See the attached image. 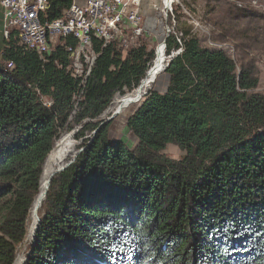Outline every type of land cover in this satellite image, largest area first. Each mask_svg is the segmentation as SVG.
<instances>
[{"label":"trees","instance_id":"16d2710c","mask_svg":"<svg viewBox=\"0 0 264 264\" xmlns=\"http://www.w3.org/2000/svg\"><path fill=\"white\" fill-rule=\"evenodd\" d=\"M72 2L48 0L47 18ZM1 36L14 68L0 66V264H13L47 158L75 129L84 150L52 179L25 264H264V93L250 69L187 35L167 90L150 91L127 120L131 149L101 123L145 77L146 40L125 57L118 43H96L81 91L62 47L44 59ZM170 143L182 159L162 153Z\"/></svg>","mask_w":264,"mask_h":264},{"label":"rangeland","instance_id":"374dc122","mask_svg":"<svg viewBox=\"0 0 264 264\" xmlns=\"http://www.w3.org/2000/svg\"><path fill=\"white\" fill-rule=\"evenodd\" d=\"M186 2L189 3V8L186 6ZM139 4V7H136L133 0H108L106 2V5H108L110 9H114L116 6H118L116 9H114V12L117 13V15L123 14V18L125 20L124 23L126 24V26L123 28V37H126L128 43L121 42L119 44V42L113 41L112 43L119 44L122 49V54L125 57L132 47H134L135 45L137 46L138 43L140 44L141 41L146 40L149 44V48H151V50L153 49L152 58L153 56L154 58L153 60L151 58L153 63L156 57L157 47L164 41V44L166 45L165 54H167L165 58V66L164 69H162L159 72L158 76L155 78V82L152 84V86H150V89L145 92V94L140 100H138V102L124 109L120 114L115 116L110 121L106 120L112 115L115 109L113 108L111 111L108 109L110 113H106V116L101 125L107 122H111L109 126V137L114 140H123L131 149L136 146V144L138 143V139L128 129L127 120L137 109V107L140 106L142 101L145 99V96L149 94L150 91L154 90L163 93L167 90L169 84V75L166 71L172 60L177 57V55L182 53L187 35L191 36L198 34L201 37V44L204 47L208 46L223 49L230 57H232L239 72L241 70L250 69V72L259 79L258 86L253 89V91L264 93V0H184L181 5H177L178 7L173 8V14H171L169 9L166 8L163 0H156L154 2L150 0H145L142 2V0H139ZM73 5L84 7L86 5V0H73L71 6L63 11L60 18H62ZM137 9L139 11V15L137 17L140 18V14L142 12L141 15L143 23L145 22L147 26V30L141 32V34L139 35L135 34L132 28L127 27L134 26L136 29L142 27L141 22H138L136 25H134L135 22L132 18H130L131 14H127ZM167 10L170 14H164ZM46 13L47 6L41 11L40 20L43 23L53 21L47 18ZM177 14H182V16H177ZM166 15L169 18V26L174 29L172 33H170V35H173V37L176 38V41L178 43L177 46L179 45L177 48H168L166 40L170 35L167 36L165 34L164 25L162 24L165 22ZM0 24L3 26V29L0 28V45H2L1 33L4 37L8 35L6 34V32L4 35L7 21L5 19V10L2 4V0H0ZM12 29L17 33V35L21 32V28L19 25H12ZM185 30H188V34L184 33ZM55 34L56 33H47L45 49H39L30 44H27L24 41H21L20 44L24 48L36 52L44 59L47 55H50L52 51L55 50L58 46L62 47L64 50H66V52L69 53V56L71 57L70 64L67 67L68 72L79 81V89H81L82 86L86 87L87 81L92 75L98 57V53H96L95 51V45L96 43H101V45L103 46L104 40L100 37L95 36L92 37L93 39L91 38L88 43H85L82 38L76 33L62 35ZM10 36H15L16 38H18L14 33L5 38L8 39ZM110 43L111 42L104 41L105 46L109 45ZM82 46H84L82 50L85 51L82 54H78V48ZM73 55H77L78 57L76 59H73ZM150 61L147 63V67ZM9 62H5L2 59L0 53V66L4 68L5 71H8L6 70V66L9 69L14 68L13 66L9 67ZM152 63H150L149 69L152 67ZM146 70V75L144 73L145 77L148 76V70L147 72ZM161 72L163 73L161 74ZM145 77L143 79H145ZM139 84L140 81L137 87L139 86ZM137 87L135 89H137ZM120 97L122 96H119L118 99ZM42 99L45 102H49L47 97H43ZM98 129L99 128L94 129L90 134L86 136V138L93 139ZM76 131L77 129L69 131L63 135L65 138L73 140L72 142L75 153L72 156L68 157L69 161L71 159H74L75 161L78 154L84 150V147H82L84 140L76 139ZM59 139L57 140V142L59 141ZM162 153L176 160L182 159L185 155V152L178 145L173 143L168 144L167 147L162 151ZM48 159L49 157L47 158V161ZM28 224L29 219L27 222V230ZM38 228L39 225L37 227V231ZM34 242V239L32 241H27L24 238V240L17 245V252L20 248L24 250V253L27 257V253L29 254V246Z\"/></svg>","mask_w":264,"mask_h":264},{"label":"built area","instance_id":"2783aa9c","mask_svg":"<svg viewBox=\"0 0 264 264\" xmlns=\"http://www.w3.org/2000/svg\"><path fill=\"white\" fill-rule=\"evenodd\" d=\"M108 0H86V5L81 7L73 5L66 14L60 19L51 22L42 23L40 20L39 11L48 7V0H2L5 10V26L6 34H15L22 41L39 49H45L47 33H56L55 35L76 33L85 43H88L92 37H100L106 42H121L128 43L126 37H123L124 23L123 14L117 15L114 9H110L106 2ZM135 6L139 7V0H133ZM145 0H142V2ZM156 1V0H150ZM177 0H163L167 9L173 14V3ZM145 13V12H144ZM143 13V14H144ZM168 10L164 14H170ZM130 18L133 19L136 25L141 22V28L127 26L133 29L137 35L147 30L146 23H143L142 12L140 18L138 9L132 11ZM164 25L165 34L167 36L174 30L169 26V18L165 16ZM12 25H19L21 28L20 34L17 35L12 29ZM142 30V31H141ZM84 48V46H82ZM94 57V56H92ZM91 57V58H92Z\"/></svg>","mask_w":264,"mask_h":264},{"label":"bare ground","instance_id":"6f19581e","mask_svg":"<svg viewBox=\"0 0 264 264\" xmlns=\"http://www.w3.org/2000/svg\"><path fill=\"white\" fill-rule=\"evenodd\" d=\"M183 1L184 0H177L176 2L173 3V7H178L177 5H181ZM41 11H39V14H41ZM4 35H5V31H4ZM9 35L10 34L6 35L5 37H8ZM18 40H19V43H21L22 39L19 38ZM103 46H105L104 41H103ZM78 51H79L78 54H82L85 50H82V47H79ZM165 53H166V45L164 44V41H163V43L158 45L157 47L156 57L153 63L151 62L152 67L148 70V76H146L145 79L141 81L137 89H135L131 94L122 96L119 99L117 98L116 105L114 107L115 110L118 109L121 105H122L123 110L130 107L132 104L138 102V100L142 98L145 92L150 89V86H152V84L155 82V78L158 76L159 72L162 69H164L165 58L167 55ZM72 57L73 59H76L78 56L73 55ZM8 65L9 67H12L13 62H9ZM162 73L163 72H161V74ZM63 137L59 139V141L56 144L55 149L50 153L49 159L46 162L44 172L41 178L40 191L33 202L31 214L29 217L28 230H27V234L25 237V240L27 241L29 240L32 241L35 238L37 227L39 225L38 220H40L39 219V209L46 197V193H47L46 191L48 190L49 185L51 183L50 180H51L52 174L56 172L58 169L62 168V166H64L67 163V161H69L68 157L72 156L75 153L73 142H72L73 140L67 139L65 137L63 138ZM25 257L26 255L24 253V250L19 248L13 264H23Z\"/></svg>","mask_w":264,"mask_h":264},{"label":"water","instance_id":"95a60500","mask_svg":"<svg viewBox=\"0 0 264 264\" xmlns=\"http://www.w3.org/2000/svg\"><path fill=\"white\" fill-rule=\"evenodd\" d=\"M122 111H123V108H122V105H121L118 109H116V110L112 113V115H111L110 117H108V119H107L106 121H110V120H112L115 116H117L118 114H120ZM73 161H74V159H71L70 161H68V163H66L64 166H62V168H60V169H58L56 172H54V173L52 174V177H51V180H50V181H52V179L54 178V176H56L59 172L63 171V170L66 169L67 167H69V166L73 163ZM48 190H49V189H48ZM48 190H47V191H48ZM47 191H46V192H47ZM39 223H40V220H39ZM36 234H37V231H36ZM35 238H36V235H35ZM35 238H34V241H35ZM31 251H32V250H30L29 253H30ZM27 260H28V257H26V259H25V261H24L23 264H25Z\"/></svg>","mask_w":264,"mask_h":264},{"label":"crops","instance_id":"0c3cea01","mask_svg":"<svg viewBox=\"0 0 264 264\" xmlns=\"http://www.w3.org/2000/svg\"><path fill=\"white\" fill-rule=\"evenodd\" d=\"M1 29H3V26L1 25Z\"/></svg>","mask_w":264,"mask_h":264}]
</instances>
